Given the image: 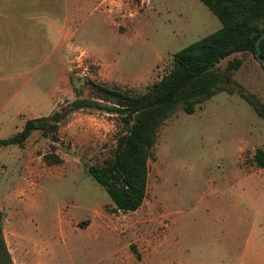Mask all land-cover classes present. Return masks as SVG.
<instances>
[{"label": "rangeland", "instance_id": "obj_1", "mask_svg": "<svg viewBox=\"0 0 264 264\" xmlns=\"http://www.w3.org/2000/svg\"><path fill=\"white\" fill-rule=\"evenodd\" d=\"M38 1L46 11L35 16L36 26L25 24L20 62L0 59V74L20 72L15 82L0 81V139L27 119L90 97L89 81L144 91L171 69L173 53L221 27L200 0ZM235 58L241 64L233 78L264 103V74L253 54L234 53L219 69ZM125 129L117 114L77 110L59 124L53 151L61 162L52 165L43 160L51 141L38 131L22 145L0 144L11 264H264V169L252 161L264 147V118L244 98L221 91L162 125L146 195L134 211L115 210L87 173L111 155ZM252 230L254 244L245 251Z\"/></svg>", "mask_w": 264, "mask_h": 264}, {"label": "trees", "instance_id": "obj_2", "mask_svg": "<svg viewBox=\"0 0 264 264\" xmlns=\"http://www.w3.org/2000/svg\"><path fill=\"white\" fill-rule=\"evenodd\" d=\"M200 1L221 27L173 53L171 69L144 91L89 81L90 97L75 98L48 115L27 119L19 132L0 139V144L22 145L38 131L51 141V151L43 155V160L49 165L58 164L61 158L53 151V144L59 140V124L71 113L85 108L117 114L125 131L117 137L111 155L102 164L90 165L87 173L106 191L115 210L138 209L146 195L148 160L154 155L158 132L174 114H192L214 94L226 91L240 95L264 118L260 97L233 78L241 60H229L224 70L218 67L234 53H250L255 58V42L264 30V0ZM260 49L264 58V38ZM260 67L264 74V65ZM252 161L264 169V147L255 149ZM1 220L0 212V264H11Z\"/></svg>", "mask_w": 264, "mask_h": 264}, {"label": "crops", "instance_id": "obj_3", "mask_svg": "<svg viewBox=\"0 0 264 264\" xmlns=\"http://www.w3.org/2000/svg\"><path fill=\"white\" fill-rule=\"evenodd\" d=\"M26 0H0V51H3L4 54L0 56L1 61H4L6 63H19L21 56L17 54L19 40H21L25 35L30 31L29 26H25V24L33 23L34 26L35 23L38 20H35V16L43 13L45 11H42L40 9V3L39 1L36 2L35 0H28V6L26 7ZM49 11V10H48ZM46 21L51 24L52 19L48 18ZM41 25V23H40ZM53 30L59 34V30L56 26H54ZM62 33V32H61ZM60 35H59V41H60ZM47 40V39H46ZM48 42L46 41V46L48 47ZM52 44L50 48V54L54 55L56 53V50L58 48V41L50 43ZM17 47V48H16ZM23 59V58H22ZM9 69V67L5 68ZM14 70V69H13ZM20 72H16L11 76H8V72L6 75L0 74V81L4 79V81L11 80L12 82H15L17 78L19 77ZM23 76V73L21 74ZM22 79V77H21ZM19 93L18 88L16 87L13 96L17 97ZM8 100V102H10ZM7 103V102H6ZM35 118V117H34ZM253 230L252 233L248 234L247 239L245 240L244 244V250L247 251L253 243ZM255 253V252H254Z\"/></svg>", "mask_w": 264, "mask_h": 264}, {"label": "water", "instance_id": "obj_4", "mask_svg": "<svg viewBox=\"0 0 264 264\" xmlns=\"http://www.w3.org/2000/svg\"><path fill=\"white\" fill-rule=\"evenodd\" d=\"M263 38H264V30L260 33V35L258 36V38L256 39V42H255V58L262 65H264V58H262L260 56V52H261L260 41Z\"/></svg>", "mask_w": 264, "mask_h": 264}]
</instances>
